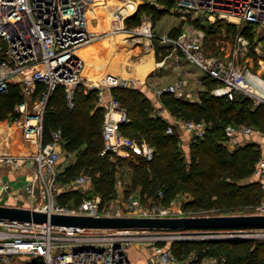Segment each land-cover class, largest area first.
Wrapping results in <instances>:
<instances>
[{
  "label": "built area",
  "instance_id": "2783aa9c",
  "mask_svg": "<svg viewBox=\"0 0 264 264\" xmlns=\"http://www.w3.org/2000/svg\"><path fill=\"white\" fill-rule=\"evenodd\" d=\"M100 0H0V93L16 86L31 100V109L25 101L16 105L20 114L0 119V166L30 168L21 190L10 187L0 175V194H10L21 206L49 213L84 214L93 216L176 217L199 216L198 212L184 213L187 198L178 195L165 201L163 193L149 195L143 200L140 193L131 192L115 206L102 204L101 198H83L77 203H59L56 190L60 171L61 129L49 132L43 128V116L49 97L57 87L63 88L69 107L77 87L84 91L97 90V104L103 107L101 153L128 157L138 155L145 160L154 156V146L145 139L137 140L120 130L129 121L126 108L112 91L113 87L126 86L124 80L112 74L99 79L84 73V59L79 53L85 46L101 38L119 33L146 38L150 47L161 45L163 65L179 56L216 80L210 93L233 99L237 92L250 97L256 104L264 103V76L247 68L251 41L248 31L257 39H264V0H173L179 17L188 13L207 23L228 24L235 31L231 55L218 57L205 50L206 33L202 27L183 22L179 33H157L151 19L143 18L132 27L125 19L129 12L116 7L103 31L90 27L91 8ZM123 8V9H122ZM255 52L258 46L254 47ZM188 80L178 77L173 82L157 86L156 97L164 93L183 100L200 102L201 97L188 87ZM160 113L154 112V115ZM208 124L203 120L177 117L168 122L166 131L185 132L189 141L205 136ZM223 143L234 148L246 141L259 145L262 155L257 160L251 178L264 188V131L246 124L227 123ZM90 177L81 173L75 178L77 186L89 183ZM10 205V204H8ZM177 206V208H175ZM253 213H264V198L254 206ZM99 231V232H98ZM95 232V233H94ZM156 234V236H151ZM264 240V227L234 229H132L86 228L0 219V264H133L128 249L133 243L151 240H208V239ZM177 257L170 246L155 245L148 254L147 264H176ZM224 257L205 256L196 264H219Z\"/></svg>",
  "mask_w": 264,
  "mask_h": 264
},
{
  "label": "trees",
  "instance_id": "16d2710c",
  "mask_svg": "<svg viewBox=\"0 0 264 264\" xmlns=\"http://www.w3.org/2000/svg\"><path fill=\"white\" fill-rule=\"evenodd\" d=\"M138 15L128 16L126 25H137L140 22L136 19ZM221 24H211L208 28L220 27ZM204 78L206 87L200 94V102L179 99L169 93L161 97L173 115L203 120L208 124L205 136L192 139L188 147L182 143L178 131H166L168 122L161 115L153 114L155 105L152 100L138 87L130 86L112 88L130 118L120 125V130L153 145L155 151L151 160L138 155L123 158L109 152L101 153L103 107L97 104L95 88L84 91L83 86L77 87L74 105L69 107L63 88L57 87L46 104L43 116L45 135L48 138L52 128L61 129L63 146L75 154L73 163L92 173L97 190L104 196L114 190L117 167L126 166L132 172V186H140L141 193L156 195L161 190L165 201L184 194L186 206L199 211L197 215L253 213L254 206L264 198L262 183L251 178L262 150L252 141L228 148L223 143L224 126L227 123L246 124L264 131V103L256 104L241 94H236L233 99L215 96L210 93V88L216 80L209 76ZM22 97L16 86L7 93H0V118L13 116L14 107ZM61 197L64 196L60 195V200ZM212 208L217 213L210 212ZM174 243L172 246L179 245V250L181 245L186 249H189L187 244L198 245L196 260L205 256H222L225 260L219 264H264V240L231 238L179 240ZM179 250L176 252L178 255L182 253Z\"/></svg>",
  "mask_w": 264,
  "mask_h": 264
},
{
  "label": "rangeland",
  "instance_id": "374dc122",
  "mask_svg": "<svg viewBox=\"0 0 264 264\" xmlns=\"http://www.w3.org/2000/svg\"><path fill=\"white\" fill-rule=\"evenodd\" d=\"M117 1L132 3L133 5L132 12L133 13L135 12L133 15H136L138 13L141 14V15H138L136 18V19H139L140 21L142 18H149V19H152L153 22L154 21L156 22L157 19L160 17V14L161 13L163 14L165 11L169 13L168 16H170V14L179 15V12L177 11V7L175 5V2H173V0L172 2L170 0H117ZM117 1L115 0V2L112 3V6L114 8L118 6ZM158 5H162L164 10L158 11L159 10ZM94 9L95 8L93 7L91 8L89 19L90 20L94 19L95 21L97 16L93 17L91 15L93 14ZM104 19H107L108 21L109 18L108 16L103 14V18L100 21L102 22ZM181 21L182 22L188 21L189 23L200 26L202 27V29H204L206 33V38L204 42L205 50L208 55H214V56L223 57V58L231 55V49L233 46L234 35H235V31L233 27L231 26L228 27V26H225L224 24H221L220 27H214L212 29L208 28V26L211 25V23H207L202 18L195 17L193 13L192 14L188 13L186 16V19L185 20L182 19ZM212 25L216 26L215 24H212ZM106 28H107L106 25H104L103 30H105ZM247 33L251 41V46L249 47V50H248L249 57L244 58V61L247 62V68L251 72H257V73L260 72L259 74L264 76V39L259 42V40H256L257 37L255 33H251V31H248ZM123 36L124 35H121V37ZM256 46H258L257 52H255L254 50L255 49L254 47ZM191 66L194 67L196 65L194 66L191 65ZM237 94H241V93L237 92ZM241 95L244 96L243 94ZM36 99H37V96H34V98L31 100H36ZM31 100L29 98L26 99L25 97H22V101H25L26 109H31ZM15 107H14V111L12 112V114L8 113V115L11 114L13 116H17L20 114L19 109ZM54 129H57V128H52V130ZM59 145H60L61 152H60V159L58 163V169L59 171L62 170V172H60V178L58 180L56 190H54L55 195H56L55 197L59 203L73 204V203H77L83 198H87V197L94 198L96 196H99L101 198L102 204H110L107 206L113 207L119 201L125 199L126 196L131 192L136 191L137 193H140L141 196L143 197L142 198L143 200H145V198L149 196L146 193H141L140 186H137V187L132 186V183H131L132 172L126 166L122 168L117 167V170L114 173L115 175L114 190L111 191L109 194H107V196L102 195L103 193L98 191L95 186L94 177L92 173L89 171H85L83 168L81 169L80 167L75 166V164L73 163L75 160L74 152L67 150L63 146L62 141L59 142ZM12 167L13 166H11V168ZM81 173L88 174L90 177V180H89V183L84 186H77L74 180ZM3 179L9 182L10 187L14 189L13 191L21 190L22 184L17 185L19 183H10V181L5 177H3ZM60 195L64 196V197H61V200H60ZM18 203H21V202L17 200L16 198L12 197V195L7 194V193L0 194V204L18 205ZM175 208H177V206ZM212 210L213 211H210V212L217 213L216 209L212 208ZM195 211L197 210H195L192 207H186V209L183 210L184 213H189V214L195 213ZM197 212L199 213V211ZM151 236H156V234H151ZM176 241H179V240L169 241L166 239L165 240L156 239V240H151V242L133 243L132 245H130L128 249V255H129L130 260L133 262V264H147L148 254L152 251V248L155 245H162L164 247L170 246L173 253L178 259L177 260L178 263L176 264H196L193 261L195 262L199 261L195 259L196 258L195 253L197 254L196 247L198 245L187 244L186 246H188L189 249H186L185 246L181 245L180 246L181 249L179 250V247H178L179 245L172 246L173 243ZM182 241H189V240H182ZM204 246L205 245H202V247ZM176 247L178 248L175 249ZM178 250L182 251L180 255L176 254Z\"/></svg>",
  "mask_w": 264,
  "mask_h": 264
},
{
  "label": "crops",
  "instance_id": "0c3cea01",
  "mask_svg": "<svg viewBox=\"0 0 264 264\" xmlns=\"http://www.w3.org/2000/svg\"><path fill=\"white\" fill-rule=\"evenodd\" d=\"M93 8L95 9L91 15L97 17L96 22L94 19H89L90 27L93 30L103 31L104 25L107 28L109 27V19L112 13L108 16V21L104 19L101 22L103 14L105 15L107 11L103 9L101 4H96ZM158 8H163V6L158 5ZM107 10L109 11L110 8ZM132 10V8L127 10L130 13L129 16L135 13ZM168 15L167 11L163 14L161 13L157 21H154L155 23L151 19L155 32L159 34L166 32L172 34L179 33L183 26L181 18L177 14ZM121 35L124 36L121 37ZM148 42L146 38L128 36L123 33L109 36L108 38H101L99 41L94 42V44L83 48L84 73L94 79H99L105 74H112L120 80L126 81V86L138 87L155 105L153 114L155 111H158L169 122L177 118V116L173 115L163 104L162 98L156 97L155 88L169 84L178 77H184L188 80V87L194 91V94L201 97L200 94L206 87L204 82L206 75L200 68L187 62L181 55L178 59H168L165 64L157 65L156 63L162 57L160 52L163 51V48L156 42H154V48L150 47ZM179 133L182 137V143L188 147V135L181 131ZM29 173L30 168L27 166L12 168L11 166H0V175L7 178L10 183H19L17 185L23 184L24 178Z\"/></svg>",
  "mask_w": 264,
  "mask_h": 264
},
{
  "label": "water",
  "instance_id": "95a60500",
  "mask_svg": "<svg viewBox=\"0 0 264 264\" xmlns=\"http://www.w3.org/2000/svg\"><path fill=\"white\" fill-rule=\"evenodd\" d=\"M0 219L86 228L186 230L264 227V213L176 217L93 216L49 213L8 204H0Z\"/></svg>",
  "mask_w": 264,
  "mask_h": 264
},
{
  "label": "bare ground",
  "instance_id": "6f19581e",
  "mask_svg": "<svg viewBox=\"0 0 264 264\" xmlns=\"http://www.w3.org/2000/svg\"><path fill=\"white\" fill-rule=\"evenodd\" d=\"M101 2H100V4L102 5V7H103V9L105 10V11H107V12H105V15L106 16H109L111 13H112V11L116 8V7H123L124 9H126V10H129L130 8H132L133 7V5H132V3H130V2H120V1H117L118 3V6H116L115 8L112 6V3L113 2H115V0H100ZM110 8V10L108 11L107 9H109ZM122 8V9H123ZM83 48L82 49H80V51H79V53L82 55H84V53H83ZM148 65V64H147ZM150 65V64H149Z\"/></svg>",
  "mask_w": 264,
  "mask_h": 264
}]
</instances>
